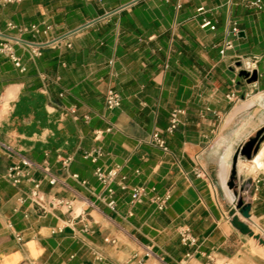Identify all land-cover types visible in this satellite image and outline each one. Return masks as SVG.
<instances>
[{
	"label": "crops",
	"instance_id": "crops-1",
	"mask_svg": "<svg viewBox=\"0 0 264 264\" xmlns=\"http://www.w3.org/2000/svg\"><path fill=\"white\" fill-rule=\"evenodd\" d=\"M250 1L0 0V44L20 64L0 53V264H264V142L237 164L249 219L227 186L235 151L264 127V9ZM245 59L252 84L239 76ZM109 89L121 99L112 111ZM1 144L33 164L17 186L4 177L17 157ZM97 168L117 169L114 211ZM32 180L44 208L26 197ZM133 187L146 189L141 203ZM164 195L158 211L151 197Z\"/></svg>",
	"mask_w": 264,
	"mask_h": 264
},
{
	"label": "built area",
	"instance_id": "built-area-1",
	"mask_svg": "<svg viewBox=\"0 0 264 264\" xmlns=\"http://www.w3.org/2000/svg\"><path fill=\"white\" fill-rule=\"evenodd\" d=\"M6 1L7 2H17V1H21V0H6ZM248 6L255 9L256 11H261L262 9H264V4H262V0H252L248 3ZM199 11H202V9H199ZM201 28H209L212 31L215 29V27L211 24V22L207 21V20L203 21V23L201 24ZM231 33L234 35H237V33H238V29H237L235 24H233V26H232ZM231 48H232L231 42L227 41L224 43L223 48L221 49L220 53L224 54L226 50H229ZM0 53L7 55L8 58L11 61H13V63L17 67L20 66L18 58L14 56V54L11 50V47L9 46L8 43H1L0 44ZM31 54L34 56H38L39 52L37 49H34L31 51ZM239 68L241 70L251 72L255 68V61H249L246 59H245V61H240ZM226 98H227V100H229L231 102H234L237 100V97H236L234 92H231L228 95H226ZM120 104H121V99H120L119 95L115 91H113L112 89H109L105 94V107H106V109L108 111H112L114 109H117L120 106ZM69 113L74 114L75 109L74 108L69 109ZM181 113L182 112L179 110L172 111V113L170 115L169 126L166 130L168 133H172L176 129V127L178 126V124H179L178 116ZM151 142L153 145L162 149L163 151H167L165 141L160 137L159 133H154L151 136ZM1 147L9 155H11V156L14 155L15 157H17V161L12 163L7 168L5 175H4L5 179L14 186H17L20 183H22V181L24 179H29V172L33 168V164L28 159H26L25 157L17 154L10 145L1 144ZM100 155H101V153L98 151L97 153H95V155H94V153H86L84 157L90 158L93 162H95L97 157ZM71 162H72V157H70V156H68L64 159H61L62 169L67 171ZM94 174H95L96 179L101 183V185H103L104 187L107 188L108 197H109V201L107 202V206L112 211H114L116 205H115V201L112 199L113 190L110 188V186L116 180L117 169H112L110 171H103L102 169L97 168L95 170ZM197 176H200V173H197ZM72 178L77 180L76 175H72ZM123 180H124V178L120 179L119 185H120L121 189L124 190V189H126V186L123 184ZM56 182H57V180L53 177L48 180V184L51 186L55 185ZM32 183H33L32 189L29 191V193L27 194L26 197L35 206L40 207V208H44V199H43L41 192H40V184L38 181H35V180H32ZM255 184L256 185H259V184L264 185V179L256 180ZM151 191H154V189H152ZM146 195H147V191L144 187H133L130 190L131 203H133V204L134 203H141L143 198ZM239 196L244 201V198H245L244 191H239ZM168 200H169V195H164L162 197H160V196H152L151 197V202L153 204H155L158 211H163L166 208ZM18 201L20 203H22L24 201V199L18 198ZM57 205H63L68 210L71 209V203L68 201L59 200ZM180 236L184 242H188L190 244L195 243V239H193L190 236L188 230H181ZM18 240L20 241L21 239L18 238ZM30 264H38V263L33 262Z\"/></svg>",
	"mask_w": 264,
	"mask_h": 264
},
{
	"label": "water",
	"instance_id": "water-1",
	"mask_svg": "<svg viewBox=\"0 0 264 264\" xmlns=\"http://www.w3.org/2000/svg\"><path fill=\"white\" fill-rule=\"evenodd\" d=\"M239 76L243 78L248 84L256 82L258 77L256 71L248 72L245 70H241ZM262 142H264V127L258 130L255 133L254 137L250 138L244 145L238 148L232 157L231 171L227 186L229 189L234 191V195L237 199L236 209L240 212L244 219L250 218L249 212L251 210V205L245 203L243 199L239 196L237 185L235 183L237 174V164L239 159L251 160L257 154Z\"/></svg>",
	"mask_w": 264,
	"mask_h": 264
}]
</instances>
